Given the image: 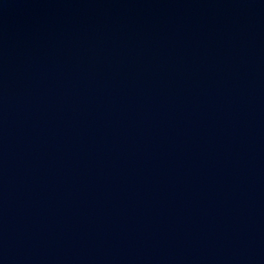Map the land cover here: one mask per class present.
Here are the masks:
<instances>
[{"label": "water", "instance_id": "1", "mask_svg": "<svg viewBox=\"0 0 264 264\" xmlns=\"http://www.w3.org/2000/svg\"><path fill=\"white\" fill-rule=\"evenodd\" d=\"M0 264H264V0H0Z\"/></svg>", "mask_w": 264, "mask_h": 264}]
</instances>
